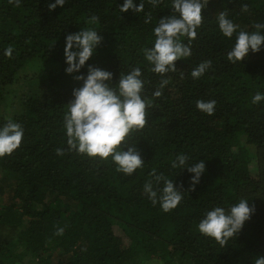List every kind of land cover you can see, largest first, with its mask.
<instances>
[{
	"label": "trees",
	"instance_id": "16d2710c",
	"mask_svg": "<svg viewBox=\"0 0 264 264\" xmlns=\"http://www.w3.org/2000/svg\"><path fill=\"white\" fill-rule=\"evenodd\" d=\"M55 2L21 0L15 7L0 0V100H10L9 89L30 80L19 111L0 116V127L10 117L24 133L19 148L0 158V175L14 179L9 202L0 204V264H254L264 256V101L252 103L257 92L264 94V45L230 63L235 34L223 37L216 14L227 11L237 31L252 32L255 23H264V0H209L191 56L163 77L150 70L143 50L153 47L154 28L171 15L173 0L155 7L143 0L141 13H121L125 0H66L50 12ZM243 4L248 12L241 11ZM93 15L98 23L89 25ZM89 27L102 42L80 72L68 75L65 38ZM182 42L187 45V38ZM8 47L11 57L5 56ZM205 60L211 67L194 80L190 71ZM89 65L112 73L113 86L121 73L142 72V98L152 107L146 126L122 145L135 146L144 161L130 176L117 172L111 157L68 151L63 117L73 90L83 85L74 76L86 77ZM162 78L170 82L154 98ZM197 100H214V114L199 111ZM180 154L188 157L187 166L205 162L195 191L189 192L193 174L171 167ZM153 169L183 192L169 212L144 193ZM162 187L153 183L158 192ZM241 199L254 213L225 246L198 231L208 211H227ZM58 228L62 235L54 234Z\"/></svg>",
	"mask_w": 264,
	"mask_h": 264
},
{
	"label": "clouds",
	"instance_id": "9594fccd",
	"mask_svg": "<svg viewBox=\"0 0 264 264\" xmlns=\"http://www.w3.org/2000/svg\"><path fill=\"white\" fill-rule=\"evenodd\" d=\"M9 4L20 7L21 0H8ZM162 0H148L155 7ZM66 0H56L48 5L51 12L58 6L63 7ZM209 0H173L171 15L159 19L158 26L154 28L155 41L151 48L143 50L146 61L152 65L151 71L161 77L169 72H176V62L191 56V42L197 36V29L203 22L202 11L207 7ZM133 13L144 11L141 0L139 6L133 0H125L120 7L121 13L129 10ZM242 12H248L247 4L241 5ZM227 11L216 14L219 30L223 37L231 39L235 34V43L227 54L230 63L245 61L249 53H258L264 45V23H255L252 32L240 30L238 25L227 18ZM98 17L91 16L87 23L95 25ZM151 13L145 18V23L150 22ZM187 38L188 44L182 42ZM102 42V36L94 28H86L69 34L65 38L64 56L68 67L66 74L78 73L86 62L94 55L95 50ZM76 51H73V49ZM13 49L8 47L5 56L11 57ZM78 61V62H77ZM212 61L205 60L190 71L194 80H199L211 67ZM140 68H133L127 74H120L119 82L112 85V73L88 66L87 76H74L76 81H83L80 88L73 90L74 99L67 104V111L63 117V128L66 132L68 151H75L78 155L90 158H99L107 161L111 157L115 170L124 175H132L144 165V161L135 146L123 147L131 133L142 130L147 124L146 109L152 107V102L142 98L144 82L141 79ZM169 79H161L159 88L154 91L153 97L159 98L163 89L169 84ZM264 101V94L257 92L252 98L253 104ZM216 102L214 100H197L196 108L209 116L214 114ZM23 128L10 117L0 127V158L11 155L22 142ZM126 149V150H125ZM57 155H63V149L56 150ZM188 157L180 154L173 161L171 167L187 169L193 174L190 180L189 192L195 191V185L205 172V162L200 161L192 166H187ZM152 180L144 185V193L155 206L160 204L164 212L176 208L183 199V192L178 190L174 181L163 174L157 175L153 169ZM153 183L157 186L163 183L162 189L154 190ZM254 213L248 201L241 199L227 211L222 207H215L208 211L199 222L198 231L205 237L213 239L221 247L236 237L242 230L246 221ZM63 228H58L55 235H62ZM254 264H264V256L255 259Z\"/></svg>",
	"mask_w": 264,
	"mask_h": 264
},
{
	"label": "rangeland",
	"instance_id": "374dc122",
	"mask_svg": "<svg viewBox=\"0 0 264 264\" xmlns=\"http://www.w3.org/2000/svg\"><path fill=\"white\" fill-rule=\"evenodd\" d=\"M30 69H27V72L25 75L29 77ZM30 84L29 78L26 79L24 82H21V84L15 85L9 89L10 93V100H0V116L4 113H10L14 114L20 109V98H22L28 91V85ZM12 97H14V101L12 100ZM14 182V179L9 178L6 179L0 175V204H7L10 200V193H9V187L12 186ZM25 225L21 226V228H24ZM12 234L9 230V227H5V235L9 237V235ZM16 233L12 235V237L15 236ZM11 237V235H10ZM144 264H164L161 261L158 260H148L145 261Z\"/></svg>",
	"mask_w": 264,
	"mask_h": 264
}]
</instances>
